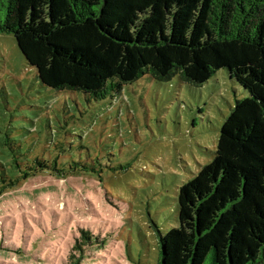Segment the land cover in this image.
I'll list each match as a JSON object with an SVG mask.
<instances>
[{
  "label": "trees",
  "instance_id": "16d2710c",
  "mask_svg": "<svg viewBox=\"0 0 264 264\" xmlns=\"http://www.w3.org/2000/svg\"><path fill=\"white\" fill-rule=\"evenodd\" d=\"M2 34L44 87L89 102L147 77L201 87L227 69L250 96L231 109L212 162L180 187L179 225L160 235L157 264H264V0H0ZM12 156L19 177L2 164L0 196L40 174L93 171ZM81 239L68 264L105 244L86 230Z\"/></svg>",
  "mask_w": 264,
  "mask_h": 264
},
{
  "label": "rangeland",
  "instance_id": "374dc122",
  "mask_svg": "<svg viewBox=\"0 0 264 264\" xmlns=\"http://www.w3.org/2000/svg\"><path fill=\"white\" fill-rule=\"evenodd\" d=\"M249 96L224 69L201 87L147 77L89 102L44 87L14 36L0 35V182L2 164L19 177L12 152L93 168L4 189L0 264H68L83 230L105 244L77 253L82 264H157L160 235L179 225L180 187L212 162L231 109Z\"/></svg>",
  "mask_w": 264,
  "mask_h": 264
}]
</instances>
